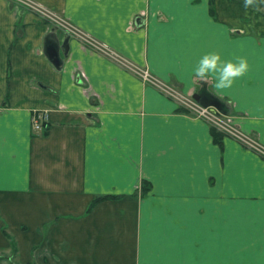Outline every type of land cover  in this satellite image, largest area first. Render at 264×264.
<instances>
[{"label":"crops","instance_id":"obj_1","mask_svg":"<svg viewBox=\"0 0 264 264\" xmlns=\"http://www.w3.org/2000/svg\"><path fill=\"white\" fill-rule=\"evenodd\" d=\"M34 1L116 57L0 0V264H264V155L120 62L264 147V0ZM210 52L249 70L217 89Z\"/></svg>","mask_w":264,"mask_h":264},{"label":"built area","instance_id":"obj_2","mask_svg":"<svg viewBox=\"0 0 264 264\" xmlns=\"http://www.w3.org/2000/svg\"><path fill=\"white\" fill-rule=\"evenodd\" d=\"M14 1H16L19 4L23 5L24 7L36 12L39 15L44 16L46 19L50 20L55 25H58L60 27H64L70 33L78 35L82 40H84L86 43L90 44L92 47L96 48L97 50H100L106 54H111L112 56L116 57V55L114 53H112L113 51H110L106 46L96 42L94 39L90 38L85 33L78 31L77 29L72 27L70 23H68L67 21L62 19L60 16H58L56 13L52 12L48 8L37 3L36 1H34V0H14ZM136 72L138 73V70ZM140 76L143 79H145L146 81L154 83L155 78L152 76V74L148 70L142 69L140 72ZM202 110L203 111H201V112L204 116L206 113H209L210 115L214 116L216 119H220V117L224 118V116H222V115L219 116L218 114L212 112L210 108H202ZM46 121H47V119L43 115L34 116L33 124H32L33 130L35 132L42 131L46 125ZM221 129H225L229 134H231L239 142L244 143L245 145L257 150L258 152H261V154L264 155V147L259 145V143L254 141L249 135L241 132L236 127L229 125L227 127L222 126Z\"/></svg>","mask_w":264,"mask_h":264},{"label":"clouds","instance_id":"obj_3","mask_svg":"<svg viewBox=\"0 0 264 264\" xmlns=\"http://www.w3.org/2000/svg\"><path fill=\"white\" fill-rule=\"evenodd\" d=\"M253 0H245V6ZM249 62L246 57H237L236 60H223L218 52L204 54L194 68L196 76L206 79L208 75L216 77L215 87L225 89L231 87L237 77L243 76L249 70Z\"/></svg>","mask_w":264,"mask_h":264},{"label":"rangeland","instance_id":"obj_4","mask_svg":"<svg viewBox=\"0 0 264 264\" xmlns=\"http://www.w3.org/2000/svg\"><path fill=\"white\" fill-rule=\"evenodd\" d=\"M120 62L124 63V65H126L128 68H130L134 73H136L135 70L136 71L138 70V75L137 74L136 75L142 79L144 84L153 86L154 88H156L157 90H159L160 92L165 94L166 96H168V97L172 98L173 100H175L176 102H178L182 107L185 108V110L190 112L191 115L195 116L196 118H200V119L207 121L212 127H215V129L217 131H219V132L222 131V133L224 135H228V136H231L232 138H234L225 129H221L222 126H224V127H227L229 125L232 126V122L228 119L223 118V117H220V119H216L214 116L210 115L209 113H206L205 114L206 117H205L201 112V111H203L202 108H205V107L201 106L198 103V101L194 98V94H192V93L186 94L182 90H179L178 88L174 87L173 85L168 84L167 82L156 77L148 69H144V70H148L152 74V76L155 78L154 83L148 82L140 76L141 69H136L133 65H131L130 63H127L126 61H123L121 59H120ZM197 93H199V92H197ZM218 115L220 116V114H218Z\"/></svg>","mask_w":264,"mask_h":264},{"label":"water","instance_id":"obj_5","mask_svg":"<svg viewBox=\"0 0 264 264\" xmlns=\"http://www.w3.org/2000/svg\"><path fill=\"white\" fill-rule=\"evenodd\" d=\"M48 57L56 65V67H61L62 61L60 60L58 48L54 46L48 47ZM194 98L198 101V103L201 106L205 108H210L213 112L217 114L227 115V109L225 103H223L217 98H209L206 92L202 91L196 93L194 94Z\"/></svg>","mask_w":264,"mask_h":264}]
</instances>
